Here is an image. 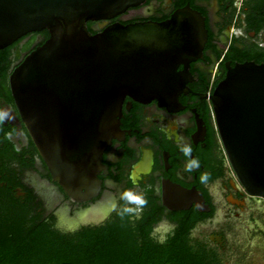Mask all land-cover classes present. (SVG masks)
Segmentation results:
<instances>
[{"label":"water","instance_id":"water-1","mask_svg":"<svg viewBox=\"0 0 264 264\" xmlns=\"http://www.w3.org/2000/svg\"><path fill=\"white\" fill-rule=\"evenodd\" d=\"M146 2L0 0V52L28 34L49 33L10 83L52 181L76 203L101 193L103 154L119 130L126 97L178 103L190 63L203 54L205 18L190 6L162 23L114 24L96 34L88 28ZM210 101L236 179L249 195L264 198V64L230 68ZM178 198L209 211L201 192L165 184L166 206Z\"/></svg>","mask_w":264,"mask_h":264},{"label":"flooded vegetation","instance_id":"flooded-vegetation-1","mask_svg":"<svg viewBox=\"0 0 264 264\" xmlns=\"http://www.w3.org/2000/svg\"><path fill=\"white\" fill-rule=\"evenodd\" d=\"M187 6L205 18L208 39L202 56L189 65L191 76L183 82L178 103L126 97L119 130L103 154L101 193L85 203L74 202L52 181L11 88L13 71L49 39L48 32L28 34L8 47L9 67L5 70L0 63V202L31 206L45 218L54 217L59 229L77 231L105 223L124 205L121 193L132 190L143 193L147 207L155 198L162 220L154 235L161 241L182 225L190 228L192 245L204 251L211 264H247L243 248L255 242L263 250L258 259L264 263V198L249 195L236 179L210 101L230 68L264 64V0H147L115 18L88 25L96 34L114 24L162 23ZM184 68L181 65L179 71ZM185 143L200 162L191 173L184 170L188 158L179 147ZM203 172L210 173L207 183L200 182ZM167 183L201 192L209 211H202L193 199L178 198L166 206ZM181 206L188 208L176 209ZM147 207L133 218H141Z\"/></svg>","mask_w":264,"mask_h":264},{"label":"trees","instance_id":"trees-1","mask_svg":"<svg viewBox=\"0 0 264 264\" xmlns=\"http://www.w3.org/2000/svg\"><path fill=\"white\" fill-rule=\"evenodd\" d=\"M10 56L9 48L0 52L5 70ZM149 202L141 218L121 219L117 211L102 225L77 231L59 229L54 217L31 206L0 202V264H211L192 245L188 227L181 225L165 241L156 237L162 216L155 198Z\"/></svg>","mask_w":264,"mask_h":264},{"label":"clouds","instance_id":"clouds-1","mask_svg":"<svg viewBox=\"0 0 264 264\" xmlns=\"http://www.w3.org/2000/svg\"><path fill=\"white\" fill-rule=\"evenodd\" d=\"M2 118V115H0ZM181 153L188 158L184 170L186 172H193L200 168V162L198 159L192 157L193 149L190 144H182L179 146ZM210 178V173L203 172L201 173L199 179L201 183H207ZM120 199L124 201V205L119 208L117 215L123 219L125 216L128 215H137L143 208L147 207L148 200L143 195V193H136L132 190H125L121 193ZM117 209V205L113 204V210Z\"/></svg>","mask_w":264,"mask_h":264},{"label":"rangeland","instance_id":"rangeland-1","mask_svg":"<svg viewBox=\"0 0 264 264\" xmlns=\"http://www.w3.org/2000/svg\"><path fill=\"white\" fill-rule=\"evenodd\" d=\"M245 250V254L248 256V262L247 264H264L261 263L260 258L261 255L263 254V250H261L257 243H253L251 247H245L243 248Z\"/></svg>","mask_w":264,"mask_h":264}]
</instances>
